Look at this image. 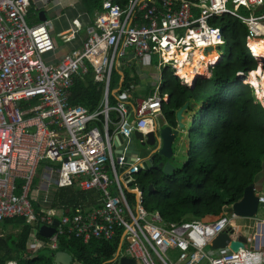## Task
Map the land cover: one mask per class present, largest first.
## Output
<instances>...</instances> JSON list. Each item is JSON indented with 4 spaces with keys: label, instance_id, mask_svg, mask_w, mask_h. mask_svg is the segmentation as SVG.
Here are the masks:
<instances>
[{
    "label": "built area",
    "instance_id": "obj_1",
    "mask_svg": "<svg viewBox=\"0 0 264 264\" xmlns=\"http://www.w3.org/2000/svg\"><path fill=\"white\" fill-rule=\"evenodd\" d=\"M31 6L32 0H0V222L23 218L52 227L58 221L55 234L42 244L52 250L64 234L84 244L121 234L119 249L135 264H264V248H212L223 232L234 241L239 238L237 217L228 213L229 207L220 216L180 223L148 211L143 190L132 191L143 160L126 166L123 157H116L118 148H113L109 133L112 111L117 113L116 134L126 138L137 131L148 133L160 126L157 118L165 119L162 103L167 95H161L160 86L132 107L119 97L110 105L112 73L120 61L157 56L158 70L170 68L181 85L190 86L180 72L191 75L199 66L206 70L194 81L209 79L224 57L218 49L229 44L213 20L228 15L246 26V48L263 63L264 53L257 49L264 50V0H132L125 9L104 0L81 49L56 61L49 56L56 50L51 21L31 22ZM88 67L104 87L103 101L94 112L69 103L74 79ZM251 72L237 76L253 88L264 108L258 88L247 83ZM96 122L102 123L103 134ZM45 162L52 164L47 168L56 175L58 188L98 193L99 205L77 206L71 214L38 213L31 193Z\"/></svg>",
    "mask_w": 264,
    "mask_h": 264
},
{
    "label": "trees",
    "instance_id": "obj_2",
    "mask_svg": "<svg viewBox=\"0 0 264 264\" xmlns=\"http://www.w3.org/2000/svg\"><path fill=\"white\" fill-rule=\"evenodd\" d=\"M103 1L82 0V3L87 13L94 17L101 10ZM111 1L125 9L132 0ZM213 24L223 28L229 44L227 55L212 69L211 78H198L189 88L181 85L170 68L161 72L159 91L168 96L162 103V111L170 125L176 126L177 112L186 104L190 109L200 105L194 114L192 128L174 141L172 164L175 170L165 176L156 164L155 172H141L137 176V187L144 192L145 208L150 211L149 204L155 206L168 223L188 221L185 217L188 214L194 215L195 219L222 215L227 207L242 199L245 189L263 169L264 108L256 102L253 88L244 84L237 73L252 71L251 77L257 72L264 74L260 68H264V62L260 63L250 55L246 48L248 30L239 20L223 15L214 19ZM130 75L138 74L134 68L114 69L111 89L122 86L121 90L128 88L132 92L130 84L136 83L137 79H131ZM103 90V84L94 81L93 71L88 67L87 73L74 79L69 103L94 112L100 106ZM110 100V104L115 105L113 96ZM109 116V132L112 133L117 128V113L112 111ZM95 125L102 127L101 122ZM47 166L52 164L45 162L41 167ZM149 186L153 187L152 191ZM54 191L50 209L63 207L65 214H71L80 204L89 205L93 195V192H81L75 187H56ZM33 205L38 213L48 212L34 201ZM5 222L16 223L20 231L11 240L12 246L8 245L7 252L0 244V264L11 260H16L17 264H55L53 253L57 251L72 255V264H135L127 255L115 260L121 234L111 241L93 240L89 244L64 234L58 239L57 251L45 247L33 253L29 251L28 242L34 226L23 218ZM38 238L43 242L48 240L40 234Z\"/></svg>",
    "mask_w": 264,
    "mask_h": 264
},
{
    "label": "crops",
    "instance_id": "obj_3",
    "mask_svg": "<svg viewBox=\"0 0 264 264\" xmlns=\"http://www.w3.org/2000/svg\"><path fill=\"white\" fill-rule=\"evenodd\" d=\"M66 5L67 6H72L73 3L67 4V0H32V6L30 8V13H29V19H30L31 22H41L40 19H39V13L41 11H45L46 14H47V17H48L47 20H50L49 15L56 16V14L58 15L56 18H59V19L63 20V17L65 16V13L63 12V8ZM83 8L85 10V14L89 18V23L84 28L82 26H80V25H78V27H74V28H64L62 30V34L65 37H64V41H63V43L61 45H58L55 42V40L53 39V41L55 43L56 50H55L54 53L49 55L50 59L52 61H56V60L62 58L63 56H65L67 54H71V53L77 52V51H79L81 49L82 44H83L84 40L87 37V28L90 27L93 24V19H94V17H91L87 13V11H86L84 6H83ZM50 21H52V20H50ZM74 21H76V20H74ZM51 36H52V34H51ZM132 60H136V58H133L132 56H129L127 59H125L124 61H120V62L121 63H124V62L125 63H129L130 62V64H131ZM144 60L145 59H142L140 61L144 62ZM118 68H119V65L117 66L116 69H118ZM132 68L135 69L134 66H132ZM130 77L133 80L137 79L136 80L137 84L136 83H131L130 84V86L133 88L132 92H130L131 90H129L128 88L125 89V90H121L122 86L116 88L115 90L111 89V92H110V95H109V102H111L110 97L113 96L116 99V103H117V98L119 97L120 99H124V101H126L128 106L132 107V106L136 105L138 101H141L143 99H147L148 97H150L152 95L151 92L155 91L156 87L154 89H152V87H150L149 85H146V84H144L142 82L143 81L142 75H139V74L138 75H130ZM160 77H161V74L159 75V80L161 81ZM194 83H195V81H194ZM194 83L192 82V85H190V86H186V85H183V86L192 88ZM103 98H104V90H103V96H102L101 103L103 101ZM167 99H168V96H167ZM167 99H166V101H167ZM101 103H100V105H101ZM199 106H196V107L191 106V109L188 107L187 111H185L182 122L184 123V125L186 127H185L184 131L181 132L179 135L188 133L190 125H191V123L193 121L194 114L196 113V110H197V108ZM192 112H194V113H192ZM166 123H168V121L165 118L163 120V122L161 124H159L160 125L159 128L163 127V125H165ZM177 126H178V124H177V115H176V126L175 127L177 128ZM98 128L101 130V133L103 134L104 133L103 127H101V128L98 127ZM116 131H117V128H116V130L114 132H112V133L109 132L110 135H112V137L114 139V142L116 141V135H117ZM148 157H150V156L141 157L140 159L145 161V160L148 159ZM157 158L162 159L161 163L168 162V160H166L165 158L156 157L155 163L157 161ZM169 161L172 163V159L169 160ZM47 167H49V166H47ZM47 167H43V168L41 167L38 170L36 179H38L39 174L42 173V172H44L45 174H49L50 175V172H49ZM142 172H145V171H142ZM52 177H56V175H53ZM52 185L53 184H51V183H48V185H46L47 188L49 189V191L47 192V193H49L48 195H50V191L52 190ZM252 185H254V187H255L256 195L258 197H264V163H263L262 171L255 177L254 182H253ZM56 187H57L56 185H53V188H56ZM38 190H39V188H37L36 195H37V193H39ZM31 197H32V200L34 202L38 203L39 206H40V202L37 201V197L35 198L34 194ZM100 198H101L100 194L93 193V195H91V197L89 198V200H90L88 202L89 205L80 204L78 206H82L85 209H93V208H95L96 206L99 205ZM48 199H49V196H47V200H46L47 203H49V206L46 207L48 209H44V210H48V212H45V213H54V211H61V210L63 211L64 210L63 207H60L58 209H53V210L50 209V205H51L52 200L48 201ZM39 200L43 201L42 199H39ZM232 205H231V207H232ZM40 208L43 209L45 207H41L40 206ZM229 208H230V206H229ZM260 208H264V207L259 206V209ZM259 209H258V212H259ZM50 211H53V212H50ZM12 219H15V218H12ZM7 220H9V219H7ZM5 221L0 222V223L9 226V230L7 232L0 231V244L2 245V248H3L4 252H7V247H8V245L12 246V245H10L11 240L13 239L14 236H16L19 233L20 226L16 225V223H9V222H5ZM235 223H236V225L239 226V232H238L239 237L242 236L245 239H247V241L249 239L252 240V243H251L250 247H249L248 243L245 245V247L247 246V248L255 249V250L264 248V220L257 219V215H256L255 217H252V218L237 217V219H235ZM30 225H33V224H30ZM33 226L34 227L31 230L30 240L28 242V246H29V251H31L33 253H36L37 251L45 248L42 244L47 242L50 238L47 241H45V242L41 241L38 238L39 229L41 228V226L40 227H38L36 225H33ZM54 251H57V250H54ZM123 255H126L125 250L122 249L120 251V249H119L118 253H117V257H116L115 260L119 259ZM11 262L18 263L16 260H11V261H8L7 264H9ZM72 263H73V261H72Z\"/></svg>",
    "mask_w": 264,
    "mask_h": 264
},
{
    "label": "water",
    "instance_id": "obj_4",
    "mask_svg": "<svg viewBox=\"0 0 264 264\" xmlns=\"http://www.w3.org/2000/svg\"><path fill=\"white\" fill-rule=\"evenodd\" d=\"M262 7L259 8V10ZM39 19L41 22H45L48 17L45 11L39 13ZM194 83V82H193ZM189 105L186 104L177 113V128L175 126L166 123L163 127L148 132H134L129 138L122 135H117L115 145L116 157H123L126 166L136 162L138 158H141L139 151L135 147V142L138 141L140 146H142L149 153L147 160L142 161L140 164V169L145 172H155V160L156 157H162L168 160V162L160 163L159 168L163 175L167 176L174 172L175 166L169 161L173 157V144L175 139L179 136L181 132L184 131L185 125L182 122L184 113L187 111ZM193 126V121H192ZM149 191L153 190L152 186H149ZM259 206L264 207L263 203L259 202V197L255 193L254 185H250L244 191L242 199L232 205L228 209V213L236 217H247L252 218L258 214ZM59 222L55 221L52 227L41 226L39 229V234L44 238H51L55 232L56 227ZM248 243L247 239L244 237H239L237 241L231 239L229 233L223 232L212 242V248L214 250L225 249L229 247L232 251L238 252L240 248H244ZM55 264H71L73 258L70 254L63 251H58L53 253Z\"/></svg>",
    "mask_w": 264,
    "mask_h": 264
},
{
    "label": "rangeland",
    "instance_id": "obj_5",
    "mask_svg": "<svg viewBox=\"0 0 264 264\" xmlns=\"http://www.w3.org/2000/svg\"><path fill=\"white\" fill-rule=\"evenodd\" d=\"M73 3L72 6H65L63 8V12L65 13V16L63 17V20L56 18L58 15L56 14V16H52L49 15L50 20L51 21V34L53 39L55 40V42L58 45H61L64 41V37L62 34V30L64 28H74V27H78V25L82 26L83 28L89 23V18L88 16L85 14V10L83 8V3L82 0H67V4ZM60 8V7H59ZM57 11V10H56ZM76 20V21H74ZM218 52L223 54V55H227L228 53V46L224 45L222 46L220 49H218ZM49 59V57H45V61H47ZM145 59L144 62L140 61L142 59H136V60H132L131 64L129 63H119V69H123V70H127V69H132V66L135 67V70L137 72V74L142 75L143 77V83L146 85H149L150 87H152V89H154L155 87H159L161 85V81L159 80V75L161 74V72L158 70L157 66L159 63L158 57L157 56H152V57H145L143 58ZM254 77H257L254 76ZM261 92V91H260ZM259 92V93H260ZM194 113V112H192ZM157 121L159 124H161L163 122L162 119L157 118ZM192 128V123L190 125L189 130ZM115 147V142L113 141V148ZM135 147L137 149V151H139V154L141 157H146L148 155V151L145 150L142 146H140L139 142L136 141L135 142ZM115 152V151H114ZM161 174L163 175V172H161ZM110 177L111 179H113V174L110 173ZM55 181V177H52L49 174H45L44 172L39 174L38 179L35 180L34 185L32 187V193L31 196H33L36 198L37 197V201L40 202V206L41 207H45L43 209H48L46 207L49 206V203H47V196H49L48 201L52 200L51 196H53V194L55 193V188H53V185H55L53 182ZM48 183L53 184L52 185V190L50 191V195H48L49 193H47L49 191V189L47 188L46 185H48ZM37 188H39V193H37ZM137 186L133 185L132 186V191H136L137 190ZM43 189V190H42ZM54 189V190H53ZM42 199L43 201L39 200ZM149 210L152 211L153 213L156 211L155 210V206L149 204L148 206ZM189 221L190 220H196L194 215L192 214H188L185 216ZM257 219L259 220H264V208H260L259 212L257 214ZM9 230V226L1 224L0 223V231L2 232H7ZM252 243V240L249 239L248 240V244L249 247ZM10 245H12L10 243Z\"/></svg>",
    "mask_w": 264,
    "mask_h": 264
},
{
    "label": "bare ground",
    "instance_id": "obj_6",
    "mask_svg": "<svg viewBox=\"0 0 264 264\" xmlns=\"http://www.w3.org/2000/svg\"><path fill=\"white\" fill-rule=\"evenodd\" d=\"M257 53L259 55L264 53L263 48H258ZM205 70H206L205 67L199 66V68L197 69V72L195 73L193 72L191 75L190 74L186 75L183 71H181L180 74L186 78V81H187L186 84L192 85V82L194 81V79L198 77V75H200L201 72H205ZM257 73H259V74H256L257 77H254V76L251 77L253 75L252 73L247 79V82L255 86L256 88H258V91L259 92L261 91L259 94L264 98V74L261 72H257Z\"/></svg>",
    "mask_w": 264,
    "mask_h": 264
},
{
    "label": "flooded vegetation",
    "instance_id": "obj_7",
    "mask_svg": "<svg viewBox=\"0 0 264 264\" xmlns=\"http://www.w3.org/2000/svg\"><path fill=\"white\" fill-rule=\"evenodd\" d=\"M160 163H161V160H159V161L157 160L156 163H155V165H156V164H157V165H160Z\"/></svg>",
    "mask_w": 264,
    "mask_h": 264
},
{
    "label": "clouds",
    "instance_id": "obj_8",
    "mask_svg": "<svg viewBox=\"0 0 264 264\" xmlns=\"http://www.w3.org/2000/svg\"><path fill=\"white\" fill-rule=\"evenodd\" d=\"M250 86V85H249ZM251 87V86H250ZM252 88V87H251Z\"/></svg>",
    "mask_w": 264,
    "mask_h": 264
}]
</instances>
